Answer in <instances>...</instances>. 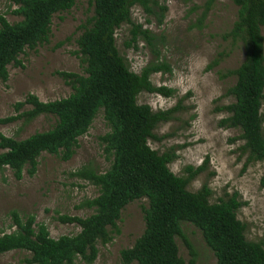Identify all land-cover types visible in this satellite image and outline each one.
Returning <instances> with one entry per match:
<instances>
[{"label": "trees", "instance_id": "trees-1", "mask_svg": "<svg viewBox=\"0 0 264 264\" xmlns=\"http://www.w3.org/2000/svg\"><path fill=\"white\" fill-rule=\"evenodd\" d=\"M16 5L12 13L20 19L9 22L0 14V81L9 76L8 65L21 64L18 56L25 48L34 49L48 40L53 15L70 9L75 0H10ZM148 0H90L91 14L81 24L73 51L84 65L83 73L58 71L72 91L65 97L40 100L28 93L13 103L14 113L0 117V124L21 120L31 122L41 114L55 117L54 125L27 137L16 138L0 132V173L9 168L15 179L24 170L32 176L38 157L43 153L68 160L74 153L77 138L85 134L93 119L102 110L109 131L99 137L110 166L97 172L82 166L72 175L98 187L99 193L81 205L93 207L87 216L62 215L60 220L76 223L80 230L73 235L50 236L45 224L36 223L34 214L21 216L10 211L11 232L0 229V255L12 250L28 253L25 264H72L76 257L91 264L97 256L98 242L105 244L119 233L117 220L130 202L145 198L144 229L129 247L120 250L123 264H184L176 237H184L181 224L196 226L216 258V264H264V243L248 240L245 223L236 211L243 204L234 191L210 202L211 189L204 183L198 190L187 189L189 181L202 166H186L187 176H178L169 167L172 152L159 153L148 144L158 138L153 130L161 121L171 118L175 108L154 111L148 104L137 103L142 92L170 96L174 89L156 86L150 75L170 72L165 61L144 66L139 73L131 70L120 54L115 31L130 23L131 41L136 46L140 37L152 48L155 37L140 24L131 21V7L141 4L148 12ZM238 7L231 28L223 34L233 45L239 43L244 58L223 76L235 81L225 94L232 97L227 104L216 106L224 111L218 124L238 129L244 141L241 149L247 154L246 164L264 161V0H233ZM214 0H205L197 18L201 24ZM164 6L161 10H164ZM162 16V13H161ZM161 21V19H159ZM61 42L58 43V46ZM223 53L213 60L216 64ZM27 106V107H26ZM264 182V175H263ZM188 244V243H187ZM194 264V259L191 260Z\"/></svg>", "mask_w": 264, "mask_h": 264}, {"label": "rangeland", "instance_id": "rangeland-1", "mask_svg": "<svg viewBox=\"0 0 264 264\" xmlns=\"http://www.w3.org/2000/svg\"><path fill=\"white\" fill-rule=\"evenodd\" d=\"M89 1L75 0L70 9L55 13L48 40L34 49L25 48L18 56L21 64L8 65V79L0 81V117L14 113L13 103L23 100L28 93L46 101L65 97L72 91L71 85L57 72H84V65L73 51L77 49L80 26L91 14ZM204 1L148 0L152 12L135 4L131 7V21L154 35L155 46L152 48L140 37L134 46L130 40V23H123L116 29L115 41L134 72L139 73L147 64L160 61L171 67L170 72L152 73L150 79L156 86L173 88L172 95L146 91L137 95V103L148 104L154 111L175 108L170 119L157 124L153 132L158 138H149V146L159 153L174 154L168 167L178 176L188 175L186 166H202L203 169L189 181L187 189L196 191L206 183L211 189L210 202L236 191L243 202L236 215L245 223L246 238L264 243V161L246 164L241 132L220 126L219 120L227 113L216 110V106L233 100L225 91L234 83L235 77L222 73L237 67L244 58L243 46L233 45L230 39L223 37L236 19L238 7L233 0H214L199 24L197 18ZM162 6L164 10H161ZM15 7L10 0H0V14L9 22L20 19L12 13ZM261 32L264 35V27ZM220 52L222 58L208 67ZM261 111L264 115V99ZM54 123L55 117L41 114L27 124L21 120L0 124V132L24 138L36 131L47 130ZM107 131L109 126L100 110L88 131L77 138L74 153L68 160L43 152L37 159L36 172L29 176L24 170L19 180L9 168L4 169L0 173V229L4 232L15 229L11 225L10 211L16 210L21 216L34 214L36 223L45 224L53 238L76 234L79 225L64 222L59 217H84L92 213L93 207L81 203L96 197L99 190L72 172L82 166L103 172L110 166L111 159L106 157L99 139ZM146 206L147 200L142 198L122 209L117 220L119 233L108 243L96 244L98 252L91 264H123L120 250L131 246L142 233ZM181 228L184 237L177 236L176 241L184 264H191L192 259L194 264H216L214 253L206 245L200 230L189 222H182ZM26 256L25 251L12 250L0 255V264H25ZM72 264L88 263L76 257Z\"/></svg>", "mask_w": 264, "mask_h": 264}]
</instances>
